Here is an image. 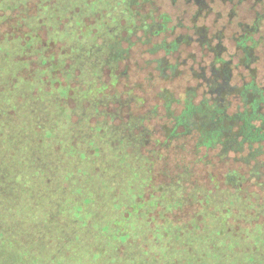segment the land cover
<instances>
[{"label":"rangeland","instance_id":"obj_1","mask_svg":"<svg viewBox=\"0 0 264 264\" xmlns=\"http://www.w3.org/2000/svg\"><path fill=\"white\" fill-rule=\"evenodd\" d=\"M135 1L0 0V16H4L0 19L2 148L8 149L9 157L16 156L15 163L21 172L30 167L41 170L43 166L45 170L50 171L51 167L59 173H70L73 182L66 191L89 192L94 200V208L90 209L93 215L107 203L108 190L129 189L134 172L144 176L147 170V165L137 161L142 146L138 151L134 147L136 121L127 119L125 122L129 124H123L118 119H110L120 110L134 116L159 104L152 95L156 81L151 80L158 73L144 64L163 57L170 68L176 66L183 73L164 86L178 93L184 88L182 76H187V68L192 65L197 68L199 60L205 57L194 31L203 21L193 23L192 1L186 4V0H177L172 4L171 0H157L161 11L168 14V26L181 25L165 37L154 35L155 18L148 6ZM220 3L213 0V12L204 24L212 36L219 34L220 23L224 38L221 44L213 41L207 46L218 47L220 51L226 49L221 58L228 60L238 36L235 23L245 18L250 21L251 14L245 7H239L237 17L228 24L230 4ZM216 9L222 12L214 25ZM179 36L186 37L184 42L172 44ZM189 37L193 39L185 42ZM259 38L260 77L264 78V21ZM208 58L211 60V56ZM57 88L68 89L71 96L65 98ZM156 124L146 122L143 126L152 128ZM71 129L73 133H69ZM44 134L46 137L42 139ZM65 136L66 140L70 138L69 143L75 141L71 147L59 143ZM75 146L79 150L76 153ZM124 157L129 165L120 163ZM108 173L110 181L102 182V175ZM180 195L178 188L171 187L161 200L160 206L166 209L174 208L182 198L187 202L181 210L168 212L172 223L166 227V233L159 228L157 236L153 233L154 227H145L138 219L130 220L129 232L142 247L150 245L158 249L156 241L160 240L167 244L163 252L185 260L193 261L199 256L204 264H264V207L263 214L255 221L258 227L248 235V218H226L223 224L220 217L226 208L237 212L235 209L242 207H229V197L221 195L209 206H203V203L190 202L187 193ZM109 196L110 193L108 198L112 197ZM200 200L198 196L197 201ZM158 210L160 214L162 207ZM159 216L158 222L164 221ZM157 253L158 257L162 254L161 250Z\"/></svg>","mask_w":264,"mask_h":264},{"label":"trees","instance_id":"obj_2","mask_svg":"<svg viewBox=\"0 0 264 264\" xmlns=\"http://www.w3.org/2000/svg\"><path fill=\"white\" fill-rule=\"evenodd\" d=\"M190 1L195 7L193 23L203 21L194 31L205 57L199 60L197 68L194 65L187 68V76H182L184 88L178 93L164 86L183 73L176 66L170 68L163 57L144 64L158 73L151 80L156 81L152 95L159 104L144 114L136 113L135 117L120 110L110 119L123 124H129L125 122L127 119L136 121L134 147L138 151L142 146L141 159L137 161L147 165V170L144 176L134 172L129 189L108 190L107 203L101 210H95L94 215L90 211L94 200L89 192L66 191L73 182L70 173H59L51 167L50 171L45 170L43 166L41 170L30 167L21 172L15 163L16 156L9 157L8 149L2 148L0 133V264H204L199 256L191 261L163 252L167 244L160 240L156 241L158 249L150 245L142 247L129 232L133 218L145 227H154L157 236L159 228L167 232L166 227L172 223L168 212L179 211L187 203L182 198L172 209L160 206L171 187L178 188L180 197L187 193L190 202L203 206H209L221 195L227 196L229 207H242L235 209L237 212L226 208L220 218L250 219L248 235L258 227L255 221L264 207V78L260 77L259 38L264 0H217L230 4L228 24L237 17L239 7H245L251 14L250 21L245 18L235 23L238 36L228 60L221 58L226 49L207 46L210 38L204 23L213 12V1L185 2ZM135 2L148 6L155 18V28L163 34L170 19L157 0ZM221 12L216 9L214 24ZM220 26L219 23V38L224 35ZM208 55L211 60L206 59ZM59 89L65 98L71 96L68 89ZM146 122L157 124L144 127ZM73 132L71 129L69 133ZM105 132L108 133L107 125ZM9 137L15 139L10 134ZM28 138L33 140L31 136ZM64 139L59 143L66 148L75 142L69 143L66 136ZM74 150L76 153L77 146ZM120 163L129 165L126 157ZM110 175L103 174L102 182H109ZM157 179L162 182L155 183ZM159 207L165 212L161 210L159 214ZM155 210L158 211L153 213ZM159 215L164 221L158 222ZM158 250L162 252L160 257Z\"/></svg>","mask_w":264,"mask_h":264},{"label":"flooded vegetation","instance_id":"obj_3","mask_svg":"<svg viewBox=\"0 0 264 264\" xmlns=\"http://www.w3.org/2000/svg\"><path fill=\"white\" fill-rule=\"evenodd\" d=\"M176 1L177 0H171V3L172 4H175L176 3ZM213 1V0H212ZM179 18V17H178ZM179 20L181 21V18H179ZM176 22H177V20H176ZM214 25H216V24H214ZM181 28V25H177V26H172V27H170V26H168V24L166 25V30H165V32L163 33V35H164V37L165 36H167V33H172V32H174V30H176V29H180ZM220 33V32H219ZM158 34H160L158 31H157V29H156V31L154 32V35H158ZM208 38H210V41H208V44H212V42L213 41H216V43L217 44H221L222 43V41H223V38L224 37H218V35H212V36H208ZM219 38V39H218ZM181 39V40H180ZM182 39H185V37H181V36H179V38L175 41H173L172 42V44H180V43H183L184 42V40H182ZM191 39H193V37H189L188 38V40L189 41H191ZM199 44V43H198Z\"/></svg>","mask_w":264,"mask_h":264}]
</instances>
